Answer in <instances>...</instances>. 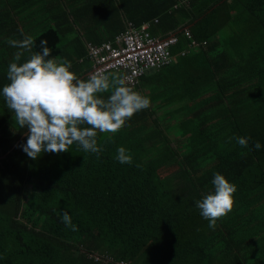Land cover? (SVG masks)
Instances as JSON below:
<instances>
[{"label": "trees", "instance_id": "trees-1", "mask_svg": "<svg viewBox=\"0 0 264 264\" xmlns=\"http://www.w3.org/2000/svg\"><path fill=\"white\" fill-rule=\"evenodd\" d=\"M127 23L176 37L170 63L133 87L150 106L98 132V156L74 143L30 159L2 95L29 53L8 39L46 40L86 79L87 45H114ZM215 173L237 190L211 229L196 201ZM0 264H264V0H0Z\"/></svg>", "mask_w": 264, "mask_h": 264}, {"label": "clouds", "instance_id": "clouds-1", "mask_svg": "<svg viewBox=\"0 0 264 264\" xmlns=\"http://www.w3.org/2000/svg\"><path fill=\"white\" fill-rule=\"evenodd\" d=\"M21 36L23 39L10 38L7 43L26 50L29 57L17 63L23 53L15 54L16 62L8 66L9 83L3 86L2 95L17 125L27 129L26 144L20 147L30 159L36 160L42 153L68 152L74 143L98 156L102 151L97 144L98 132L116 133L137 111L150 106L148 97L126 83L128 77L91 71L86 79L78 78L69 70L72 65L68 60L50 58L46 40H41L40 50L34 52V39L22 30ZM101 93L109 95L103 98L98 95ZM235 139L241 147H248L249 138ZM254 148L259 150L260 143L256 142ZM116 160L132 163L124 147L117 149ZM212 184L214 190L196 201V207L209 228L215 229L217 220L232 210L237 189L219 173L214 174ZM61 222L72 231L78 230L67 212L61 214Z\"/></svg>", "mask_w": 264, "mask_h": 264}, {"label": "built area", "instance_id": "built-area-1", "mask_svg": "<svg viewBox=\"0 0 264 264\" xmlns=\"http://www.w3.org/2000/svg\"><path fill=\"white\" fill-rule=\"evenodd\" d=\"M176 43L175 37L159 40L150 37L148 26L139 29L128 24L126 31L111 43L100 46H88L92 72L121 73L128 77L126 83L151 69H160L171 61L170 48Z\"/></svg>", "mask_w": 264, "mask_h": 264}, {"label": "crops", "instance_id": "crops-1", "mask_svg": "<svg viewBox=\"0 0 264 264\" xmlns=\"http://www.w3.org/2000/svg\"><path fill=\"white\" fill-rule=\"evenodd\" d=\"M129 23H127L126 24V26L128 25ZM173 37V36H175V34H172V35H170L169 37ZM168 38V37H167ZM165 39V38H164ZM161 40H163V39H161ZM91 45V44H90ZM88 46L89 45H87V50H88ZM91 46H94V45H91ZM165 67V66H164ZM163 68V67H162ZM162 68H160V69H162ZM160 69H151V70H148L147 72H145L144 74H142L140 77H138V78H136V79H134V82L133 83H127L129 86H131V87H135V86H137L138 85V83H139V79L142 77V76H144V75H146V76H150V75H152L153 74V72H155V71H158V70H160ZM118 74H121V73H118ZM122 75V74H121ZM158 83H160V79L158 80ZM150 85H151V88L152 87H155L154 85H155V81L153 80V81H150Z\"/></svg>", "mask_w": 264, "mask_h": 264}, {"label": "rangeland", "instance_id": "rangeland-1", "mask_svg": "<svg viewBox=\"0 0 264 264\" xmlns=\"http://www.w3.org/2000/svg\"><path fill=\"white\" fill-rule=\"evenodd\" d=\"M124 33H121V34H119L116 38H115V40L117 39V38H119V37H121V35H123ZM115 40L113 41V42H115ZM111 43V42H110ZM104 44H108V43H104ZM91 72V71H90ZM91 73H89V74H87L88 76L90 75Z\"/></svg>", "mask_w": 264, "mask_h": 264}, {"label": "water", "instance_id": "water-1", "mask_svg": "<svg viewBox=\"0 0 264 264\" xmlns=\"http://www.w3.org/2000/svg\"><path fill=\"white\" fill-rule=\"evenodd\" d=\"M214 8V7H213ZM209 12V11H208Z\"/></svg>", "mask_w": 264, "mask_h": 264}]
</instances>
